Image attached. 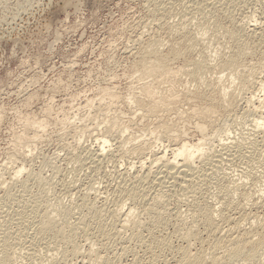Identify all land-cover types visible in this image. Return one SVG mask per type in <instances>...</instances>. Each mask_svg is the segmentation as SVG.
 I'll return each instance as SVG.
<instances>
[{
	"label": "rangeland",
	"instance_id": "1",
	"mask_svg": "<svg viewBox=\"0 0 264 264\" xmlns=\"http://www.w3.org/2000/svg\"><path fill=\"white\" fill-rule=\"evenodd\" d=\"M157 53L166 68L144 74L142 59ZM199 62L205 69L196 73ZM263 93L264 0H0L1 253L9 264H173L187 244L184 227L195 223L188 242L206 257L201 264H245L223 261L225 248L212 242L227 234L222 212L231 222L247 213L241 229L248 220L263 224L264 131L254 126ZM151 100L158 113L147 112ZM210 100L209 116L191 112ZM196 121L208 130L194 160L201 170L195 183L176 184L163 164L183 161L170 151L176 142L201 139ZM103 137L109 142L98 156ZM223 141L239 146L223 153ZM142 143L153 154H137ZM154 151L166 152L162 162ZM193 188L198 195L190 197ZM195 199L214 208L212 235ZM46 215L61 226L59 236L38 230ZM149 233L168 240L151 243ZM251 262L264 264V256Z\"/></svg>",
	"mask_w": 264,
	"mask_h": 264
},
{
	"label": "bare ground",
	"instance_id": "2",
	"mask_svg": "<svg viewBox=\"0 0 264 264\" xmlns=\"http://www.w3.org/2000/svg\"><path fill=\"white\" fill-rule=\"evenodd\" d=\"M210 1V0H209ZM178 2V1H177ZM198 2V1H197ZM165 3V2H164ZM201 3V2H200ZM206 3V2H205ZM169 5V4H168ZM187 6V5H186ZM195 7V6H194ZM217 10V9H216ZM230 17V16H229ZM258 17V16H257ZM224 21V20H223ZM240 25V24H239ZM238 25V26H239ZM232 26V25H231ZM243 29V28H242ZM226 31V30H225ZM230 31V34H232V35H237L238 34V32L240 33V29H239V27H232V29H230L229 30ZM229 31H227V32H229ZM220 33V32H219ZM228 34V33H227ZM248 34V33H247ZM256 35V34H255ZM220 36V35H219ZM231 36V35H230ZM255 37V36H254ZM232 38V37H231ZM238 38V37H237ZM241 38V37H240ZM243 39V38H242ZM238 42V41H237ZM240 43H241V41H240ZM238 44V43H237ZM154 47V46H153ZM151 48V47H150ZM212 48H214V47H212ZM174 49V48H173ZM170 50H172V48L170 49ZM173 51V50H172ZM150 52V51H149ZM174 53V52H173ZM157 54H159V53H157ZM161 54V53H160ZM160 54L158 55V57H156L155 59H153L152 57V59L151 60H148L147 58L146 59H142V61L143 62H145L146 64L144 65V70H143V73L144 74H148V75H155V74H158V73H160L162 70H164L166 67H165V64H163V62L162 61H159L160 60ZM172 54V53H171ZM208 54V53H207ZM156 55V54H155ZM144 56H147V55H143V57ZM153 56V55H152ZM208 56V55H207ZM143 57H141V58H143ZM154 57V56H153ZM148 58H150V54H149V56H148ZM154 60H157L156 62H154ZM194 64V63H193ZM197 65H195V67H193V68H195V71H196V73H197V71H199L200 69V71H202V70H204L205 68L203 67V65L202 64H200V62H199V64L198 63H196ZM205 65V64H204ZM194 66V65H193ZM199 71V72H200ZM195 74V72L193 71L192 72V74ZM201 73V72H200ZM197 75H200V74H197ZM191 76V75H190ZM194 76V75H193ZM193 76H191V77H193ZM199 77V76H198ZM195 79V78H194ZM200 79H201V77H200ZM260 80V79H259ZM199 82V81H198ZM244 83H245V81H244ZM222 92V91H221ZM227 92V91H226ZM223 94H225L226 95V93H223ZM220 95V94H219ZM224 95V96H225ZM233 95V94H232ZM221 96V95H220ZM230 96V95H229ZM206 97V96H205ZM208 97V96H207ZM206 97V98H207ZM222 98V97H221ZM224 98V97H223ZM228 98V97H227ZM249 98H253V97H249ZM211 99V98H210ZM213 99V98H212ZM225 99V98H224ZM258 99V98H257ZM227 100V105H228V107L230 106V107H232V106H235V104H234V102H235V100H234V98H233V96H231L230 98H228V99H226ZM208 101V100H207ZM251 101V100H250ZM254 101V100H253ZM252 101V102H253ZM256 101V100H255ZM151 103H152V105H151V107H150V109H149V111L147 110V112L148 113H154L155 114V112H156V110H159L160 108H158L159 106L156 104V101H150ZM210 102H211V100H210ZM212 102H214V101H212ZM212 102L210 103V104H208L206 107L207 108H200L199 110L197 109V110H193V111H191V112H194V113H196V115H198L200 118H204V117H207V116H209L214 110H216V109H214L213 111H212V108H213V106L212 105H214V103L212 104ZM218 102V101H217ZM262 102H263V104H264V93H263V97H262V100H260L259 99V102H258V105L260 106V107H257V106H254V109L256 108H258L259 109V116H257L258 117V119H256V121H255V123H254V126L255 127H257V128H259V129H262L263 131H264V106H262ZM208 103H209V101H208ZM224 103V102H223ZM225 104V103H224ZM234 104V105H233ZM252 104H254V103H252ZM226 105V106H227ZM215 107H216V105H215ZM214 107V108H215ZM263 107V108H262ZM261 108V109H260ZM226 109V108H225ZM257 109V110H258ZM223 110V109H222ZM257 110H256V112H257ZM250 111V110H249ZM159 111H157L156 113H158ZM255 112V111H254ZM193 113V114H194ZM215 113V112H214ZM153 115V114H152ZM195 115V114H194ZM143 116H144V114H143ZM194 117V116H193ZM209 120V119H208ZM207 120V121H208ZM206 121V120H205ZM198 121H196V129L199 131V133L201 134V139L200 140H198V141H196V142H192V143H189V142H183L184 141V139H182L181 138V136H180V138L183 140V141H178L177 139H175V137L176 136H174L175 134L173 133V131H171V133H173L172 135H171V133H170V135L171 136H174V140H176V141H178V143L176 142L173 146H171V147H174L173 149H171L170 151H171V153H172V156L174 157H172L173 159H175V158H177V157H182L183 158V161H180V163H182V164H180V163H178L177 162V165H176V161L175 162H170V161H165L164 162V166L163 167H166V172H167V174L168 173H170V174H168V175H170V176H172L173 178V180H175V182L178 180H182L183 181V183H182V185H184V184H192V182H194V178H195V180H196V177H195V175H197V168L195 167L196 165H194V160L196 159V158H199L200 156H201V154L203 153V150L204 149H202V145H204V141H205V139L207 138H205V135H206V132L208 131H206V129H207V125H206V123L204 124V123H197ZM200 122H202V121H200ZM204 122V121H203ZM209 124H210V122H209ZM252 126V125H251ZM211 128V127H210ZM214 129V128H213ZM163 130H165L166 132H164L165 133V135L164 136H170V135H166V133L167 132H170L169 131V129H167V128H164ZM176 133V132H175ZM264 133V132H263ZM168 134V133H167ZM176 134H178V133H176ZM208 134V133H207ZM177 137H178V135H177ZM212 137V136H211ZM210 137V138H211ZM172 139V137L170 138V140ZM213 139V138H212ZM180 140V139H179ZM187 141V140H186ZM222 141V140H221ZM109 141H108V139L106 138V137H103V138H100L99 139V144H98V146H99V149H98V153H97V155L98 156H102V153L101 152H103L104 150H105V148H106V144L108 143ZM206 143V142H205ZM166 144V143H165ZM210 146V145H209ZM239 145H238V143L237 142H232V141H230V143L229 142H225V141H223V143H221V150H222V152L223 153H227V154H229V150H231V148H233V149H235L236 147H238ZM168 147V146H167ZM169 148V147H168ZM153 148H151V145L149 144V143H142V145H139V146H137V154H143V152H145V150H147L148 152H151V150H152ZM232 149V150H233ZM237 149V148H236ZM163 150H164V148H163ZM153 151V150H152ZM105 152V151H104ZM103 152V153H104ZM107 152V151H106ZM155 152V151H154ZM165 151H162V152H159V154L158 153H156L157 155H153L154 157H152L153 159H154V161L158 164V162L160 161V160H164V158L166 157V155H165V153H164ZM231 152V151H230ZM152 153V152H151ZM220 153V152H219ZM95 154V153H94ZM153 154V153H152ZM151 154V155H152ZM221 154V153H220ZM219 154V155H220ZM96 155V154H95ZM215 156V155H214ZM218 156V155H217ZM142 157V156H141ZM149 157V156H148ZM215 158V157H214ZM142 159V158H141ZM149 159V158H148ZM147 159V160H148ZM152 159V160H153ZM172 159V160H173ZM204 159V158H203ZM208 159V158H207ZM213 158H211V160H212ZM139 160V159H138ZM166 160H168V158L166 159ZM176 160V159H175ZM174 161V160H173ZM177 161H178V159H177ZM154 162V163H155ZM160 162H162V161H160ZM141 163H143V162H141ZM140 163V165H142ZM175 163V164H174ZM214 163V162H213ZM162 164V163H161ZM145 165V164H144ZM151 165V164H150ZM156 166V165H155ZM142 167H143V165H142ZM162 167V168H163ZM171 168H175V169H173V170H171ZM90 169V168H89ZM198 169H200V168H198ZM21 170H23V167H21L20 169H18V170H16V173H19V172H21ZM141 170V169H140ZM201 170V169H200ZM216 170V169H215ZM160 172H163L162 174H164V169L163 170H159ZM149 172V171H148ZM166 172H165V174H166ZM195 172H196V174H195ZM200 172V171H199ZM138 173V172H137ZM141 173V172H140ZM136 174V173H135ZM147 174V173H146ZM146 174H145V176H146ZM149 174V173H148ZM159 174V173H158ZM162 174H161V176H162ZM208 174V173H207ZM127 175V174H126ZM144 175V174H143ZM168 175H163L164 177H162V178H165L166 176H168ZM199 175V174H198ZM202 175V174H201ZM210 175V174H209ZM124 176V175H123ZM141 177V176H140ZM157 177V176H156ZM159 177V176H158ZM161 178V177H160ZM162 178H161V180H162ZM167 178H170V177H167ZM198 178V177H197ZM135 179H137L136 177H135ZM147 178H145V180H146ZM157 179V178H156ZM159 179V178H158ZM166 179V178H165ZM160 180V179H159ZM170 180V179H169ZM168 180V181H169ZM142 181V180H141ZM162 182V181H161ZM163 182H165V181H163ZM171 182V181H170ZM172 183V182H171ZM170 183V184H171ZM178 182H176V184H177ZM195 183V182H194ZM199 185V184H198ZM223 185V184H222ZM163 186V185H162ZM169 186V185H168ZM172 186H174V184L172 185ZM178 186V185H177ZM170 187V186H169ZM183 187V186H182ZM187 187V186H186ZM192 187V186H191ZM195 187V186H194ZM197 187V186H196ZM173 188V187H172ZM185 188V187H184ZM186 189H188V187L186 188ZM198 189V188H197ZM128 191V190H127ZM137 188L135 187V186H133L132 188H131V192H129V196L131 197V195H134V194H136L137 193ZM140 191V190H139ZM180 191H181V189H180ZM184 191V190H183ZM202 191V190H201ZM172 192V191H171ZM187 192H189V191H187ZM198 192V191H197ZM196 189H194L193 188V190H191V192L190 193H192V194H190L189 196L190 197H193L196 193ZM141 194V193H140ZM128 195V194H127ZM138 195H139V192H138ZM161 195V194H160ZM168 195V194H167ZM196 195H198V194H196ZM167 197V196H166ZM173 197V196H172ZM187 197V196H186ZM135 198V197H134ZM171 198V197H170ZM177 198V197H176ZM188 198V197H187ZM196 199H197V197H196ZM196 199L195 200H193L192 202L194 203V207H193V209H195V211L197 212V214L199 215V220H201V222L204 224V226H205V231H207L206 232V234H209V235H212V233H214L215 231H216V228L218 229V226L217 225H215V220H214V213H213V209L214 208H212V205H209V204H207L206 202L204 203V202H200V201H196ZM246 199V198H245ZM192 200V199H191ZM222 200V199H221ZM220 200V201H221ZM190 201V200H189ZM84 202V201H83ZM188 202V201H187ZM224 202V201H223ZM263 202H264V200H263ZM177 203V202H176ZM230 203V202H229ZM225 204H226V202H225ZM229 204L227 203L226 204V206H228ZM240 205V204H239ZM243 205V204H242ZM146 207H148V206H146ZM245 207V206H244ZM243 207V208H244ZM150 208V207H149ZM155 208V207H154ZM242 208V207H241ZM241 208H239V209H241ZM147 209V208H146ZM192 209V210H193ZM226 209V208H225ZM257 209V208H256ZM190 210H191V208H190ZM223 210V209H222ZM221 210V211H222ZM245 210V209H244ZM149 211V210H148ZM152 211H153V209H152ZM156 212V211H155ZM158 212V211H157ZM194 212V211H193ZM256 212V211H255ZM144 213H146V212H144ZM124 214V218H122L123 219V221L124 222H129L131 219H132V209H129V210H127L125 213H123ZM191 214V213H190ZM195 213H193V215H194ZM219 214V213H218ZM221 214V221L222 222H227V224H228V231H227V234L225 235V236H223V237H225V238H215L216 240L214 241V242H212L213 244L212 245H215L216 247L218 246V245H220V246H222L223 245V247L225 248L224 249V252H222L223 254H222V257L221 258H223L222 260L223 261H227V262H230L231 263V261H233V260H236V259H238V258H241V259H243L244 261H246V263L247 264H250V262H251V260L253 261V259L255 260V258L256 257H259V256H264V221H263V224H262V221H260V222H258L257 220H254V221H250V220H248V218H247V220H248V222H249V226L250 227H248V228H245V229H241L240 227H242L241 225H240V227H239V224H241L240 223V220H242V218H244L245 219V217H242V216H244V215H246V214H244L243 215V213H242V215H241V213H240V217H239V219L236 221H234V222H231L230 221V218H229V215L227 214V213H225V212H222V213H220ZM248 215V214H247ZM48 215H46V217L45 216H43L42 218H41V221L39 220V222H37L38 224H36V225H38V230L42 233V236H43V234H48V233H51L52 235H55V236H59L60 234V232H61V226H59V224H57L56 222H55V220H54V222L50 219V218H48L47 217ZM157 216V215H156ZM196 216V215H195ZM251 216V215H250ZM249 216V217H250ZM196 217H198V216H196ZM255 217H257V216H255ZM137 218V217H136ZM135 218V219H136ZM158 218V217H157ZM183 218V217H182ZM181 218V219H182ZM134 219V218H133ZM177 219H178V217H177ZM198 219V218H197ZM196 219V220H197ZM232 219H234V218H232ZM231 219V220H232ZM237 219V218H236ZM243 219V220H244ZM252 219V218H251ZM256 219V218H255ZM159 220V219H158ZM162 220V219H161ZM176 220V219H175ZM178 220H180V218L178 219ZM187 220V219H186ZM195 220V219H194ZM135 220H133V222H134ZM163 221V220H162ZM246 221V220H245ZM122 222V221H121ZM132 222V221H131ZM138 222V221H137ZM160 222V221H159ZM180 222H181V220H180ZM189 222V221H188ZM194 222V221H193ZM200 222V223H201ZM241 222H243L244 223V221H241ZM33 223H34V221H33ZM177 223V222H176ZM184 223H185V218H184ZM125 224H127V223H124V225ZM168 224V223H167ZM180 224H182V223H180ZM187 224V223H186ZM193 224H195V223H193ZM193 224H191V225H193ZM135 225V224H134ZM144 225V224H143ZM142 225V226H143ZM160 225H161V223H160ZM159 225V226H160ZM164 225H165V223H164ZM177 225H179V222L177 223ZM190 225V226H191ZM219 225V224H218ZM230 225H232L231 227H230ZM238 225V226H237ZM243 225V224H242ZM128 226V225H127ZM146 226V225H145ZM180 226V225H179ZM182 226L184 227V226H186V225H183L182 224ZM189 225H188V227L187 228H185L184 227V229H185V231H186V229H187V232H186V234L184 233V235H182V236H180V237H182V238H185V239H187V244L185 245V246H182V248H181V250L179 249V254H178V256H176V257H172V258H175V259H173L174 260V263L173 264H201L203 261H204V259L206 258H204L203 259V253L201 252V251H198V249H197V251L195 252V253H191V251H190V248H189V246H190V243H191V241H189V237H191V238H196L197 237V234L195 233V232H193L192 230L195 228V226H193L194 228L193 229H191V227H190ZM239 227L240 229H238L236 232H235V230H234V228L235 227ZM148 227V226H147ZM181 227V226H180ZM179 227V228H180ZM35 228H37V227H35ZM82 229V228H81ZM148 229V228H147ZM177 229H178V227H177ZM183 229V230H184ZM119 230H120V228H119ZM150 230H152V229H150ZM179 230H181V231H183L181 228L179 229ZM195 230V229H194ZM201 230V229H200ZM219 230V229H218ZM221 230V229H220ZM234 230V231H233ZM148 231V230H147ZM153 231V230H152ZM178 231V230H177ZM181 231H180V233H181ZM151 232V231H150ZM179 232V231H178ZM177 232V233H178ZM220 232V231H219ZM134 233H137V232H134ZM161 233V232H160ZM174 233H176V232H174ZM180 233H179V235H180ZM197 233H198V231H197ZM223 233V232H222ZM59 234V235H58ZM150 235V237H151V239H150V241H151V243L152 242H154L155 240H162V239H164V237L163 238H161L160 237V239H159V237H157L156 236V238H155V235L153 234V233H149ZM195 234H196V236H195ZM218 234V233H217ZM61 235H62V233H61ZM161 235V234H160ZM159 235V236H160ZM178 235V236H179ZM199 235V234H198ZM35 236V235H34ZM133 236H134V234H133ZM220 236V235H219ZM64 237V236H63ZM62 237V238H63ZM137 238H139L140 236L139 235H137L136 236ZM168 237V236H167ZM166 237V238H167ZM141 238V237H140ZM191 238H190V240H191ZM199 239H200V237H198ZM202 238V237H201ZM55 239V238H54ZM57 239V238H56ZM58 239H59V237H58ZM142 239V238H141ZM149 239V238H148ZM30 240V239H29ZM43 240V239H42ZM63 240V239H62ZM61 240V241H62ZM168 240V239H167ZM166 239H164L163 241H167ZM206 240V239H205ZM204 240V241H205ZM208 240V239H207ZM65 241V240H64ZM145 241V240H144ZM190 243H189V242ZM194 241V240H193ZM192 241V242H193ZM32 242V241H31ZM35 242V241H34ZM37 242V241H36ZM40 242V241H39ZM63 242V241H62ZM147 242V241H146ZM202 242V241H201ZM26 243V242H25ZM63 243H65V242H63ZM62 243V244H63ZM67 243H69V242H67ZM205 243V242H204ZM203 243V244H204ZM207 243V242H206ZM70 244V243H69ZM192 244V243H191ZM201 244V243H200ZM208 244H210V243H208ZM32 245V244H31ZM34 245H35V243H34ZM33 245V246H34ZM50 245V244H49ZM72 245V244H71ZM196 245V244H195ZM211 245V246H212ZM67 246V245H66ZM65 246V247H66ZM42 247V246H41ZM40 247V248H41ZM59 247V246H58ZM71 247V246H70ZM72 247H73V245H72ZM194 247V246H193ZM223 247H221V248H223ZM56 248V247H55ZM197 248V247H196ZM211 248H213V247H211ZM218 248V247H217ZM32 249V248H31ZM73 249H75V248H73ZM210 249V248H209ZM214 249V248H213ZM212 249V250H213ZM216 249V248H215ZM220 249V248H219ZM47 250V249H46ZM57 250V249H56ZM60 250V249H59ZM124 250V249H123ZM207 250V249H206ZM75 251V250H74ZM92 251V250H91ZM2 252V250L0 251V253ZM31 253V252H30ZM36 253V252H35ZM34 253V254H35ZM53 253V252H52ZM61 253V252H60ZM71 253V252H70ZM150 253V252H149ZM2 254V256L0 257V264H9L12 260H9L8 262H7V259H6V252H5V250H3V253H1ZM50 254V253H49ZM152 254V253H151ZM150 254V255H151ZM51 255V254H50ZM64 255V254H63ZM155 256H157L156 254H154ZM153 255V256H154ZM212 255H213V253H212ZM34 256V255H33ZM152 256V255H151ZM152 256V257H153ZM174 256V255H173ZM91 257V256H90ZM158 257V256H157ZM213 257H214V255H213ZM216 257H217V255H216ZM61 258V257H60ZM97 258H101L100 256H97ZM103 258V257H102ZM135 258H137V257H135ZM166 258V257H165ZM104 259V258H103ZM106 259V258H105ZM104 259V260H105ZM107 259H109V258H107ZM140 258H138V260H139ZM158 259V258H157ZM167 259V258H166ZM213 259V258H212ZM135 260V259H134ZM134 260H133V262H134ZM137 260V259H136ZM136 260H135V262H136ZM141 260H143V259H141ZM153 260H154V264H155V258L153 259L152 258V262H153ZM159 260V259H158ZM172 260V261H173ZM239 260V259H238ZM95 261H97V259L95 260ZM100 261H102V260H100ZM99 261V262H100ZM110 261V260H109ZM140 261V260H139ZM144 261V260H143ZM221 259L220 260H218V258H214L213 259V261L211 262V264H220L221 262ZM223 261H222V263H223ZM241 261V260H240ZM44 262V261H43ZM82 262V261H81ZM129 262V261H128ZM141 263H143L142 261H140ZM157 262V261H156ZM243 262V261H242ZM37 263V262H36ZM57 263V262H56ZM55 263V261L53 260L50 264H56ZM97 263V262H96ZM111 263V262H110ZM140 263V264H141ZM206 263V262H205ZM234 263V262H233ZM245 263V264H246ZM251 263H253V262H251ZM42 264V263H41ZM49 264V263H48ZM135 264V263H134ZM137 264V263H136ZM146 264V263H145ZM149 264V263H148ZM157 264V263H156ZM161 264H171L170 262H169V260H164ZM210 264V263H209Z\"/></svg>",
	"mask_w": 264,
	"mask_h": 264
}]
</instances>
